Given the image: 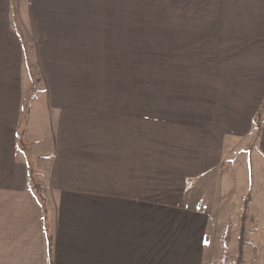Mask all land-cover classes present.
<instances>
[{
    "label": "crops",
    "instance_id": "crops-1",
    "mask_svg": "<svg viewBox=\"0 0 264 264\" xmlns=\"http://www.w3.org/2000/svg\"><path fill=\"white\" fill-rule=\"evenodd\" d=\"M263 103L264 0H0V264H223L264 182Z\"/></svg>",
    "mask_w": 264,
    "mask_h": 264
},
{
    "label": "rangeland",
    "instance_id": "rangeland-1",
    "mask_svg": "<svg viewBox=\"0 0 264 264\" xmlns=\"http://www.w3.org/2000/svg\"><path fill=\"white\" fill-rule=\"evenodd\" d=\"M33 105L36 107L34 109V116L36 117L37 120H42V113L40 110V107L42 106V102H40V95H42L43 89H45L44 82H43V77L42 73L39 70V66L37 63V58L35 56V48L33 49ZM128 81L129 83H137L136 79V73H128ZM145 83H155L152 81V75L149 73H146V78H145ZM40 102V103H39ZM264 109V103L262 105ZM44 109V107H43ZM263 112V110H262ZM261 112V114H262ZM262 117L261 116V129H262ZM42 122H40L41 124ZM254 124V121H253ZM34 131V130H33ZM253 138L254 141L252 142V148L255 149L258 146V141L261 135L257 136L256 132L254 130L253 132ZM243 155V154H242ZM33 160V158H32ZM255 161L257 159L255 158ZM32 175L34 178V181L37 183L39 191H34V194L37 196H41V205H43L44 210L46 211L44 214L48 218V222L44 221L46 224V227L50 230L51 226L53 224V212H54V198L53 195H51L50 190V184H49V168L42 159H38L35 157L34 161H32ZM241 170V176L243 172V168ZM258 163H256L255 166H253V177L255 176L256 179H259V172H258ZM239 175H236L238 177ZM257 183L259 181H256V188H257ZM260 186H261V192L258 194V202L256 204L246 203L245 208L242 212L247 214V221L245 223L242 222V215L239 217L234 218V216L228 218L226 222V231H227V238L229 241L228 248L226 251H223L224 253V263L223 264H237V257H238V252H239V247H238V241L240 237V230L241 226H245V235L244 239L246 241L247 245H251L252 241L254 242V239H258L261 243L264 242V196H261L264 194V182L262 179H260ZM232 192L230 193V189L227 188L225 194L223 195V199L226 201V206L227 208L233 207V196L236 194L237 189L235 187H232ZM238 195H236L237 197ZM235 197V199H236ZM248 202V201H247ZM232 212V210H231ZM243 223V224H242ZM259 230V234H257L256 237H254L255 231ZM255 249V248H253ZM261 250V254L264 251V247H259ZM246 250V249H245ZM252 250V249H251ZM254 254V255H253ZM250 250H247L246 253L243 256V261L241 264H262V258L258 254L257 250L253 252Z\"/></svg>",
    "mask_w": 264,
    "mask_h": 264
},
{
    "label": "trees",
    "instance_id": "trees-1",
    "mask_svg": "<svg viewBox=\"0 0 264 264\" xmlns=\"http://www.w3.org/2000/svg\"><path fill=\"white\" fill-rule=\"evenodd\" d=\"M263 108V107H262ZM261 112L256 116V118L254 119V130L256 132V135L259 136L261 135ZM29 186L30 188L33 190V191H41L39 190L38 188V185L37 183L34 181V178H33V175H32V168L29 169ZM41 198V196H40ZM247 214L246 213H243L242 215V222L245 223L247 221ZM46 221V220H44ZM242 223V224H243ZM245 226H241V230H240V237H239V252H238V257H237V264H241L244 260H243V256H244V247L247 245L246 244V241L244 239V235H245ZM49 229L46 228V232H48ZM48 234V233H47ZM48 240H49V243L51 245V240L50 238L48 237ZM51 247V246H50Z\"/></svg>",
    "mask_w": 264,
    "mask_h": 264
}]
</instances>
